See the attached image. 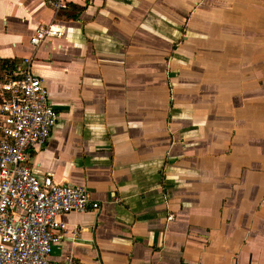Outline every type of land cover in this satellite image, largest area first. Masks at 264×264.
<instances>
[{
  "label": "crops",
  "instance_id": "obj_1",
  "mask_svg": "<svg viewBox=\"0 0 264 264\" xmlns=\"http://www.w3.org/2000/svg\"><path fill=\"white\" fill-rule=\"evenodd\" d=\"M48 2L0 0V62L58 112L27 165L99 205L52 261L264 264V0Z\"/></svg>",
  "mask_w": 264,
  "mask_h": 264
},
{
  "label": "built area",
  "instance_id": "obj_2",
  "mask_svg": "<svg viewBox=\"0 0 264 264\" xmlns=\"http://www.w3.org/2000/svg\"><path fill=\"white\" fill-rule=\"evenodd\" d=\"M71 0H49L58 12ZM64 28L37 29L35 47L49 38H63ZM58 112L44 81L28 63L16 67L0 84V264H82L72 257L51 259L66 226L60 217L97 210L87 188L40 179L27 161L31 151L50 140Z\"/></svg>",
  "mask_w": 264,
  "mask_h": 264
},
{
  "label": "trees",
  "instance_id": "obj_3",
  "mask_svg": "<svg viewBox=\"0 0 264 264\" xmlns=\"http://www.w3.org/2000/svg\"><path fill=\"white\" fill-rule=\"evenodd\" d=\"M16 62L11 60H3L0 62V76H10L16 67Z\"/></svg>",
  "mask_w": 264,
  "mask_h": 264
}]
</instances>
